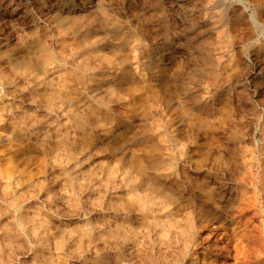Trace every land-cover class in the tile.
<instances>
[{
  "label": "rangeland",
  "instance_id": "1",
  "mask_svg": "<svg viewBox=\"0 0 264 264\" xmlns=\"http://www.w3.org/2000/svg\"><path fill=\"white\" fill-rule=\"evenodd\" d=\"M236 240L264 264V0H0V264Z\"/></svg>",
  "mask_w": 264,
  "mask_h": 264
},
{
  "label": "bare ground",
  "instance_id": "2",
  "mask_svg": "<svg viewBox=\"0 0 264 264\" xmlns=\"http://www.w3.org/2000/svg\"><path fill=\"white\" fill-rule=\"evenodd\" d=\"M141 199V198H140ZM141 203V202H140ZM154 208V207H152ZM151 212V211H150ZM156 215V214H154ZM152 216V215H151ZM173 228V227H172ZM157 230V229H155ZM170 230V229H169ZM158 231V230H157ZM233 251H234V255L233 258L235 260L234 264H239L241 262H244V260L247 258L243 248H242V244H240L237 240L235 241V244L233 245Z\"/></svg>",
  "mask_w": 264,
  "mask_h": 264
}]
</instances>
